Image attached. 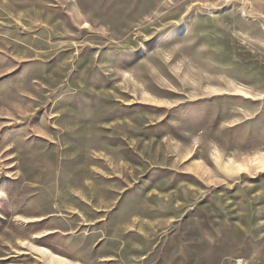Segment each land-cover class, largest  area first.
I'll return each mask as SVG.
<instances>
[{
	"label": "rangeland",
	"instance_id": "1",
	"mask_svg": "<svg viewBox=\"0 0 264 264\" xmlns=\"http://www.w3.org/2000/svg\"><path fill=\"white\" fill-rule=\"evenodd\" d=\"M262 157L264 0H0V264H264Z\"/></svg>",
	"mask_w": 264,
	"mask_h": 264
},
{
	"label": "bare ground",
	"instance_id": "2",
	"mask_svg": "<svg viewBox=\"0 0 264 264\" xmlns=\"http://www.w3.org/2000/svg\"><path fill=\"white\" fill-rule=\"evenodd\" d=\"M258 165H259V167L264 168V157H262V158H260V159L258 160ZM259 169H260V168H259Z\"/></svg>",
	"mask_w": 264,
	"mask_h": 264
}]
</instances>
